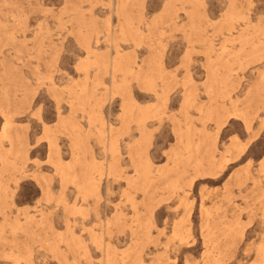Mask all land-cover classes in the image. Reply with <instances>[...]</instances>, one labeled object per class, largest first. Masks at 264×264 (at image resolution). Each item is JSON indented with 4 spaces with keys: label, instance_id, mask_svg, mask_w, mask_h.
I'll list each match as a JSON object with an SVG mask.
<instances>
[{
    "label": "rangeland",
    "instance_id": "rangeland-1",
    "mask_svg": "<svg viewBox=\"0 0 264 264\" xmlns=\"http://www.w3.org/2000/svg\"><path fill=\"white\" fill-rule=\"evenodd\" d=\"M263 100L264 0H0V264H264Z\"/></svg>",
    "mask_w": 264,
    "mask_h": 264
},
{
    "label": "bare ground",
    "instance_id": "bare-ground-1",
    "mask_svg": "<svg viewBox=\"0 0 264 264\" xmlns=\"http://www.w3.org/2000/svg\"><path fill=\"white\" fill-rule=\"evenodd\" d=\"M138 32V31H137ZM261 78V77H260ZM230 99V98H229ZM264 101V100H263ZM240 113V112H239ZM233 114V113H232ZM134 142V141H133ZM188 147V146H187ZM77 154V153H76ZM228 161V160H227ZM227 161H226V163H227ZM213 164V163H212ZM72 165V164H71ZM170 165H171V163H170ZM70 168V167H69ZM68 169V168H67ZM165 169V168H164ZM110 170V169H109ZM166 172V171H165ZM61 173V172H60ZM66 175V174H65ZM112 175V174H111ZM75 177V176H74ZM89 180V179H88ZM191 180V179H190ZM92 183V182H91ZM91 185V184H90ZM93 188H95V187H93ZM86 189V188H85ZM84 189V190H85ZM179 189V188H178ZM264 189V188H263ZM85 192V191H84ZM173 192V191H172ZM86 193V192H85ZM263 193V192H262ZM134 195V194H133ZM186 206V205H185ZM205 209V208H204ZM117 215V214H116ZM118 216V215H117ZM264 216V215H263ZM135 217V216H134ZM184 220V219H183ZM180 222V221H179ZM178 225V224H177ZM186 228H188V227H186ZM212 232V231H211ZM182 236V235H181ZM208 238V237H207ZM96 240V239H95ZM148 240V239H147ZM182 240V239H181ZM107 244H109V243H107ZM107 246V245H106ZM113 246V245H112ZM108 247V246H107ZM128 250V249H127ZM122 251V250H121ZM264 253V252H263ZM122 254H120V256H121ZM125 255V254H124ZM105 256H106V254H105ZM108 257V256H107ZM121 258V257H120ZM106 259V258H105ZM168 259V258H167ZM124 260V259H123ZM141 261V260H140ZM121 262V261H120ZM110 263V262H109ZM140 264V263H139ZM151 264V263H150Z\"/></svg>",
    "mask_w": 264,
    "mask_h": 264
}]
</instances>
